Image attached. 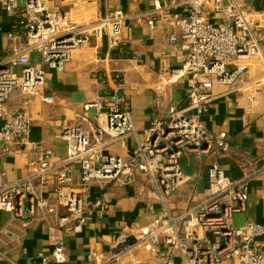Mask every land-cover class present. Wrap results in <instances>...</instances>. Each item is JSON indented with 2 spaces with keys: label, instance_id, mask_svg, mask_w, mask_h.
<instances>
[{
  "label": "built area",
  "instance_id": "obj_1",
  "mask_svg": "<svg viewBox=\"0 0 264 264\" xmlns=\"http://www.w3.org/2000/svg\"><path fill=\"white\" fill-rule=\"evenodd\" d=\"M263 1L156 0L151 10L135 15L152 29L178 30L170 41L181 43L184 54L177 57L178 66L163 70V77H169L168 83L185 80L186 104L172 106L166 119L154 118L146 139L125 160L104 153L112 143L136 134L128 101L116 92L82 105L76 123L61 132L67 147L64 156L42 141L31 142V99L53 103L43 66L63 71L73 51L89 42V32L78 28L64 11L50 10L45 0H0L15 19L9 38L25 40L0 66V164L4 157L20 156L27 168L25 178L0 187V211L18 222V238L32 223L49 227L50 253L40 257V264H66L68 236L81 233L94 212L108 208L109 186L132 184L139 176L155 187L164 214L145 227H121L127 250L140 248L163 264H176L177 257L184 264H264V224L252 220L239 228L234 224V215L244 213L249 201L246 179L233 180L212 164L203 200L180 214L171 213L165 202L191 180L182 160L230 149L226 133L212 134L202 117L215 99V84L234 86L252 66L264 70ZM259 4L262 9L257 10ZM129 18L121 9L109 12L92 33L96 39L107 38L110 51L120 50ZM35 52L42 65L32 63ZM18 67L20 71L13 70ZM253 84L246 90L253 93L246 97L250 103L264 94V71ZM16 92L23 101L15 112L7 113L5 105ZM260 110L264 119V103ZM260 164L264 171V153Z\"/></svg>",
  "mask_w": 264,
  "mask_h": 264
},
{
  "label": "crops",
  "instance_id": "obj_2",
  "mask_svg": "<svg viewBox=\"0 0 264 264\" xmlns=\"http://www.w3.org/2000/svg\"><path fill=\"white\" fill-rule=\"evenodd\" d=\"M154 1L45 0L50 10L64 11L78 28L88 31L89 42L73 51L63 71L43 66L48 78L46 90L53 96V103L47 104L39 97L31 99V142L42 141L55 154L64 156L67 147L61 132L76 123L82 105L116 92L128 101L136 134L112 143L104 153L130 160L138 142L146 139L151 121L166 119L172 106L186 104L184 79L173 83L162 81L163 70L178 66L177 57L184 54L181 43L170 41L171 35L178 30L172 27L152 29L145 20L135 17L151 10ZM117 9L130 18L125 21L122 48L110 51L107 38L96 39L92 32L109 12ZM260 9L259 4L257 10ZM14 24L15 19L0 5V66L25 44L24 39L9 38ZM262 40L264 50V37ZM31 60L34 65H42L37 52L31 55ZM263 71L259 66H252L234 86L214 85L212 95L215 99L202 121L212 134L226 133L230 149L226 154L195 153L181 161L191 180L165 201L171 213L180 214L206 197L210 185L207 171L212 164H217L233 180L248 181L249 201L246 211L239 213L242 224L247 220L264 224V171L260 164L264 153V119L260 110L264 94H259L253 103L246 100L253 94L246 90L251 85L254 87V81ZM23 98L20 92L14 93L5 105L6 112H15ZM26 175L25 159L20 156L2 159L0 187L6 181L15 182ZM107 198L109 206L105 211L94 212L81 233L68 236L66 264H163L155 255L140 248L129 251L126 245L118 249L126 244L121 238V227H145L164 214L163 202L152 183L141 176L132 184L113 183L107 190ZM49 232L47 225L32 223L26 235L18 238V222L10 213L0 211V264H40V257L50 253ZM176 264H184L181 257H177Z\"/></svg>",
  "mask_w": 264,
  "mask_h": 264
},
{
  "label": "rangeland",
  "instance_id": "obj_3",
  "mask_svg": "<svg viewBox=\"0 0 264 264\" xmlns=\"http://www.w3.org/2000/svg\"><path fill=\"white\" fill-rule=\"evenodd\" d=\"M169 77H163L162 81L165 82V81H168ZM234 221H235V226L237 228L241 227L243 224H242V216L241 215H237L235 214L234 215Z\"/></svg>",
  "mask_w": 264,
  "mask_h": 264
},
{
  "label": "water",
  "instance_id": "obj_4",
  "mask_svg": "<svg viewBox=\"0 0 264 264\" xmlns=\"http://www.w3.org/2000/svg\"><path fill=\"white\" fill-rule=\"evenodd\" d=\"M125 246H126V244H123V245H121V247H119L118 249H119V250H122Z\"/></svg>",
  "mask_w": 264,
  "mask_h": 264
}]
</instances>
